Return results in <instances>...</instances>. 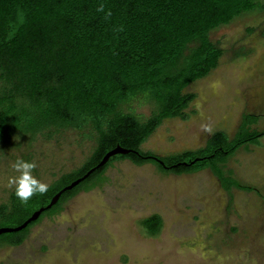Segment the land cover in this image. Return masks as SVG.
Listing matches in <instances>:
<instances>
[{
  "label": "trees",
  "instance_id": "16d2710c",
  "mask_svg": "<svg viewBox=\"0 0 264 264\" xmlns=\"http://www.w3.org/2000/svg\"><path fill=\"white\" fill-rule=\"evenodd\" d=\"M101 4L103 12L97 11ZM256 9H264V0H0V142L64 129L88 132L95 140L83 165L62 174L44 195L24 204L13 188L0 204V227L23 223L111 149H129L63 191L24 229L0 234V243L21 244L45 215L103 183L116 160L152 163L178 175L209 168L226 191H256L264 198L226 169L241 147L261 144L264 130L252 128L259 114L244 113L233 136L216 131L196 149L160 156L142 148L165 120L189 118L197 94L185 89L207 77L223 54L211 31ZM135 100L154 105L149 116L130 109ZM141 224L154 236L163 219L155 213Z\"/></svg>",
  "mask_w": 264,
  "mask_h": 264
},
{
  "label": "rangeland",
  "instance_id": "374dc122",
  "mask_svg": "<svg viewBox=\"0 0 264 264\" xmlns=\"http://www.w3.org/2000/svg\"><path fill=\"white\" fill-rule=\"evenodd\" d=\"M210 39L223 54L185 89L197 94L189 118L165 120L143 150L165 156L199 148L216 131L231 137L244 113L259 114L252 128L264 130V9L214 29ZM129 107L146 117L154 105L135 100ZM94 146L75 129L0 142V204L13 189L7 181L18 175L10 166L17 159L34 161L33 175L50 185L83 165ZM226 169L264 196V136L241 147ZM104 176L31 226L21 244L0 243V264H264V198L256 191L228 192L209 168L178 175L129 159L114 161ZM155 213L163 225L151 236L141 219Z\"/></svg>",
  "mask_w": 264,
  "mask_h": 264
},
{
  "label": "clouds",
  "instance_id": "9594fccd",
  "mask_svg": "<svg viewBox=\"0 0 264 264\" xmlns=\"http://www.w3.org/2000/svg\"><path fill=\"white\" fill-rule=\"evenodd\" d=\"M97 11L103 12L104 5L101 4ZM106 15L110 16V11ZM205 131L211 132V128L205 126ZM10 166L18 175L8 178L7 187L10 189L14 188L15 196L21 203L27 204L33 196L37 194L44 195L47 192L48 185L33 175V171L37 167L34 161L27 162L23 159H17ZM61 218L67 219L65 214H61Z\"/></svg>",
  "mask_w": 264,
  "mask_h": 264
},
{
  "label": "water",
  "instance_id": "95a60500",
  "mask_svg": "<svg viewBox=\"0 0 264 264\" xmlns=\"http://www.w3.org/2000/svg\"><path fill=\"white\" fill-rule=\"evenodd\" d=\"M127 152H129V149L123 148L120 145H118L115 148L111 149L110 151H108L104 155V157L101 159V161L95 167L90 169L82 177L74 180L69 185L65 186L63 189H61L59 192H57L52 197L51 201L46 206H42L39 209H37L36 211H34L29 218H27L23 223H21L18 226H15V227H6V226L5 227H0V234L7 233V232L20 231V230L24 229L25 227L28 226L29 223L37 220L44 210H46V209L50 208L52 205H54L59 200V198H60V196H61L63 191H65L67 189H71L74 186H76L79 182H81L83 179H85L94 169H96L97 167L105 165L112 156H114L116 154H120V153H127Z\"/></svg>",
  "mask_w": 264,
  "mask_h": 264
}]
</instances>
